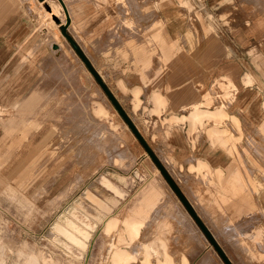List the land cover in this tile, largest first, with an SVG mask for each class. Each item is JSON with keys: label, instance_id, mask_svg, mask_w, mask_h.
Segmentation results:
<instances>
[{"label": "rangeland", "instance_id": "obj_1", "mask_svg": "<svg viewBox=\"0 0 264 264\" xmlns=\"http://www.w3.org/2000/svg\"><path fill=\"white\" fill-rule=\"evenodd\" d=\"M166 1L172 9H187L190 25L206 20L195 10L201 0H0V264H102L124 222L149 199L150 188L157 199L144 208L137 236L129 239L124 233L121 243L135 256L128 264H142V243L149 247V264H163L161 241L172 264H226L61 32L66 28L82 47L80 21L68 16L79 3L102 10L113 30L136 27L143 34L147 20L155 31L161 28L157 16ZM234 1L237 7H264V0ZM48 7L57 16L47 18ZM230 28L228 21V35ZM50 42L59 44L57 51ZM89 63L94 65L93 57ZM228 81L209 91L227 103V116L196 124L191 137L188 131L194 147L206 146L202 150L207 149L205 135L215 133L219 139L209 143L227 150V173L203 168V160L188 172L179 169L153 147L149 134L139 135L227 262L264 264V80L253 86L246 76L244 89ZM31 99L42 106L38 114L22 107ZM233 174L242 190L220 202L231 206L240 197L248 202L247 212L219 214L209 203L220 199ZM99 201L109 208L97 211L93 205ZM87 207L93 225H80L86 235L77 233L81 242L76 243L60 228L74 209ZM233 216L239 226L233 225ZM159 222H167V229L158 232Z\"/></svg>", "mask_w": 264, "mask_h": 264}, {"label": "crops", "instance_id": "obj_2", "mask_svg": "<svg viewBox=\"0 0 264 264\" xmlns=\"http://www.w3.org/2000/svg\"><path fill=\"white\" fill-rule=\"evenodd\" d=\"M234 2L201 0L195 10L206 20L203 24L196 21L190 25L188 10L179 6L172 9L166 1L157 16L161 28L152 31V22L145 20L141 26L143 34L136 31V27L134 30L120 27L113 30L109 19L97 7L79 3L72 7L73 11L70 9L73 20H79L81 25L76 23L82 31L79 49L97 77L110 90L122 112L127 107V112L123 113L130 118L131 124L135 122L137 133L149 134L150 140H155L153 147L157 146L168 162L186 172L197 167V160H203L212 172L227 173V150H215L210 145L219 139L215 133L205 135L207 149L202 150V146L206 147L203 144L193 145L190 137L194 129L188 117L194 106L210 111L222 107L227 113V103L217 96L210 105L201 104L213 85L226 86L229 80L237 88L244 89L246 76L254 81L253 86L264 80V7H237ZM169 10L176 14L167 15ZM231 13L236 19L228 20L231 21L228 35L227 17ZM171 44L176 48L172 50ZM92 57L94 65L89 63ZM172 117H177L178 122L170 124L168 121ZM197 123H207V118ZM178 192L187 203L182 192ZM209 204L215 205V212L219 214V210L223 214L228 209L239 214L248 209V202L240 197L231 206L221 203L220 199ZM194 214L200 219L195 211ZM234 217L237 216L231 218L233 225L239 226L241 221Z\"/></svg>", "mask_w": 264, "mask_h": 264}, {"label": "bare ground", "instance_id": "obj_3", "mask_svg": "<svg viewBox=\"0 0 264 264\" xmlns=\"http://www.w3.org/2000/svg\"><path fill=\"white\" fill-rule=\"evenodd\" d=\"M49 9L50 10L45 13V16L47 18H50L51 16H57L58 12L55 9H53L51 7ZM70 14H71V11H70ZM70 14L68 15L69 17L71 16ZM51 48L54 51H57V49L59 48V44L57 42H52ZM16 75L19 76L20 72H16ZM228 83H229V81H228ZM210 94H211L210 92L206 94L207 96H205V99L202 102L203 106L209 105L213 101L214 97L210 96ZM22 107L26 108V109H32L33 112L36 114H38L37 113L38 110H40L42 108V106H40V105H34L33 99L29 100V103H25ZM23 116H26V115H23ZM226 116H227V113H226L225 109L222 107H218V108L210 111V110H203L200 108V106H194L192 112L190 113V115L188 117V120H189L188 122H190V124H191L190 127L193 129L196 125L195 124L196 121H202L204 118L205 119L206 118L207 119H213L216 121V120L221 119V118L226 117ZM23 118L25 119V117H23ZM176 119H177V117L170 118V120H172V121H175ZM24 121L25 120H23V122ZM33 127H34V125L30 127L29 131H31V129H33ZM190 131H191V129H190ZM37 133H38V135L42 134L41 132H38V131H37ZM36 136H37V134H36ZM97 146L99 149H103L102 148L103 145L100 146V144L97 143ZM202 165H203V168L204 167L208 168L207 162L202 163ZM239 181L241 182V180L237 174L232 175V178L229 181L228 187H227V181H226V184L224 185L223 190L219 192L221 202H227V197L229 195H230L229 197H232L233 195L238 196L240 194V190H242L243 183H240ZM149 193H150L149 199L146 198L144 203H143V205H145V204L146 205L144 207H141V206H143V205H141V206H139L138 209H136L135 218L130 219V220H128L129 219L128 218L124 222L123 231L119 232L116 241L109 244V248H108L109 255H108V257H106L107 261L103 262L102 264H128V263H132L135 260V256L130 255L127 251H125L123 249V247L121 246L122 245L121 243H124L123 242L124 241V233H125V235L128 236L129 239H133L137 236L138 231L141 227V223H142V220L140 219V217L145 212L144 208L148 207L149 204H151L153 202L152 198H154V200L157 199L155 193L153 192V188H150ZM107 204H108L107 202L99 201L98 207L95 204L93 206H95L97 208V211L103 212L109 208V206ZM71 215L73 216L72 219H75L77 221L79 220L78 221L79 223H76L72 219H68L66 222V225L64 224V226H62L63 228H60V229L69 239H71L72 241H74L76 243H80L81 239L77 237V233L80 235H86V232L81 228L80 225L82 224L85 226L92 227L94 218L91 215H94V214L91 212L90 207H87V208H81L79 210L74 209L71 212ZM156 224H157V222H156ZM158 226H159V229L157 231L159 232V230H160V232H162V231L167 229V222H159ZM153 235H156V232H154ZM160 244L162 246V263L163 264H172L170 262V256H169L167 250L164 248L163 242L161 241ZM141 245L143 247V253H144L143 257H142V264H149V261H148L149 254H150V252L148 251L149 247L145 243H142ZM156 263L159 264L160 261L157 260Z\"/></svg>", "mask_w": 264, "mask_h": 264}, {"label": "water", "instance_id": "obj_4", "mask_svg": "<svg viewBox=\"0 0 264 264\" xmlns=\"http://www.w3.org/2000/svg\"><path fill=\"white\" fill-rule=\"evenodd\" d=\"M61 32L67 38V40L69 41V43L72 45V47L77 52V54L79 55V57L83 60V62L85 63V65L88 67V69L91 71L92 75L95 77V79L99 83L100 87L103 89V91L105 92V94L107 95V97L111 100V102L114 104V106L116 107L117 111L123 117V119L126 122V124L128 125V127L131 129V131L134 133V135L140 141V143L142 144V146L144 147V149L147 151V153L149 154V156L151 157V159L153 160V162L155 163V165L157 166V168L159 169V171L162 173V175L165 177V179L167 180V182L169 183V185L171 186V188L173 189V191L177 194V196L179 197V199L181 200V202L183 203V205L186 207L187 211L190 213V215L196 221V223L198 224V226L200 227V229L205 233V235L211 241L212 245L215 247L216 251L219 253V255L221 256V258L223 259V261L226 264H229L227 262V260L225 259V257L221 254L219 248L215 245V243L212 240V238L209 236V234L206 232V230L204 229V227L202 226V224L199 222V220L197 219V217L195 216V214L192 212V210L189 208V206L187 205V203L184 201L183 197L180 195V193L178 192V190L176 189V187L174 186V184L172 183V181L169 179V177L167 176V174L165 173V171L163 170V168L160 166V164L154 158V156L152 155V153L148 149V147L145 145V143L143 142V140L141 139V137L139 136V134L137 133V131L135 130V128L133 127V125L130 123V121L128 120V118L122 112L121 108L117 105V103L115 102V100L112 98V96L109 93V91L107 90V88L104 86V84L101 82V80L97 77L96 73L90 67V65L88 64L87 60L84 58V56L82 55V53L80 52V50L78 49V47L75 45V43L72 41V39L68 36V34L66 33V28H63L61 30Z\"/></svg>", "mask_w": 264, "mask_h": 264}]
</instances>
